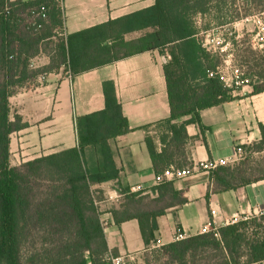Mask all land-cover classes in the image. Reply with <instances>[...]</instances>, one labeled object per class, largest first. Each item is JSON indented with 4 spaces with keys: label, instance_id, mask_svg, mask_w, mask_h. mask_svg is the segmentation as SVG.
<instances>
[{
    "label": "trees",
    "instance_id": "obj_1",
    "mask_svg": "<svg viewBox=\"0 0 264 264\" xmlns=\"http://www.w3.org/2000/svg\"><path fill=\"white\" fill-rule=\"evenodd\" d=\"M260 1L154 0L148 8L65 35L59 0H0V264L108 263L96 204L99 196L93 186L118 177L110 142L132 130L114 82L105 80L101 85L104 107L75 118L76 146L11 166L10 135L26 124L17 115L10 120L9 98L35 84L43 72L61 70L73 78L157 50L168 56L163 73L169 116L163 123L170 137L157 151L147 136L146 148L155 175L170 165L179 169L190 166L184 149L186 125H200V110L233 99L232 91L223 87L218 77L207 76V70L215 69L220 60L212 47L204 45L205 34L233 23L241 5L253 7ZM140 31V36L125 39L126 34ZM259 51L264 57V49ZM42 52L48 54V64L30 68V60ZM258 75L261 77V72ZM259 91H264V86L254 87V93ZM187 116L189 119L173 123ZM259 131V141L244 146L246 151L264 154V124L259 125ZM208 173L207 199L209 194L264 180V155L257 162L245 157ZM155 192L152 199L127 194L122 209L111 211L117 225L137 220L148 249L155 241L156 218L187 202L183 192L174 188V181H162ZM149 251L150 256L155 255L154 263L148 260ZM256 261H264V216L219 226L217 235L199 233L149 249L144 256L145 264Z\"/></svg>",
    "mask_w": 264,
    "mask_h": 264
},
{
    "label": "crops",
    "instance_id": "obj_2",
    "mask_svg": "<svg viewBox=\"0 0 264 264\" xmlns=\"http://www.w3.org/2000/svg\"><path fill=\"white\" fill-rule=\"evenodd\" d=\"M29 1V0H21ZM154 0H61L65 35L148 8ZM143 32L125 35L134 39ZM262 55L263 53L259 51ZM167 54L157 50L134 54L73 78L66 73L49 71L43 83L36 82L9 98L10 120L20 117L26 124L10 135L11 166L56 153L77 145L75 118L104 107L102 82H114L116 96L126 117L130 132L110 142L113 159L119 169L116 179L93 186L97 190V207L108 251L125 256L127 264H145L148 248L144 245L137 220L114 222L111 211L121 210L125 192L141 185L150 199L156 197L155 169L145 138L149 136L157 151L169 139L163 122L169 116V105L163 65ZM49 62L47 53L39 59ZM262 78V77H261ZM257 85L244 86L232 92L233 99L199 111L200 125L185 127V152L193 164L219 159L233 160L237 145L249 146L260 139L259 125L264 124V91L253 92ZM189 116L173 123H181ZM210 186L207 172H197L174 181L187 202L168 208L156 218L154 239L165 245L172 242L176 228L186 237L199 234L203 225L235 215L264 210V180L221 194H206ZM216 211L211 216L210 210ZM89 264V263H88Z\"/></svg>",
    "mask_w": 264,
    "mask_h": 264
},
{
    "label": "rangeland",
    "instance_id": "obj_3",
    "mask_svg": "<svg viewBox=\"0 0 264 264\" xmlns=\"http://www.w3.org/2000/svg\"><path fill=\"white\" fill-rule=\"evenodd\" d=\"M262 11H264V0L256 3L253 7L241 5L238 18L224 29L211 32L208 37L209 41H207L210 47L213 48L214 46L220 64L223 63V60H229L234 68L240 69L243 75L248 78L250 85L259 87L264 86V57L259 52V49H264V13H260ZM234 38L235 40L232 41ZM226 43L228 44L226 45ZM251 44L256 48H253ZM220 46H222V51L219 50ZM260 72L262 78L258 75ZM245 152V157H251L254 162L260 160V157L264 155L253 150H245ZM262 216L264 213L257 216L251 215L243 221H249L253 218L259 219ZM258 221L262 222V220ZM217 225L219 227L223 224ZM151 252L148 253V260L154 263L155 255L154 257L151 255V257Z\"/></svg>",
    "mask_w": 264,
    "mask_h": 264
},
{
    "label": "built area",
    "instance_id": "obj_4",
    "mask_svg": "<svg viewBox=\"0 0 264 264\" xmlns=\"http://www.w3.org/2000/svg\"><path fill=\"white\" fill-rule=\"evenodd\" d=\"M61 2V0H59ZM44 17V15H42ZM211 35L210 33L205 34V42L204 45H208L207 41H209L208 37ZM222 41L220 42V44ZM228 43H226L227 45ZM209 46V45H208ZM225 46V45H223ZM210 47V46H209ZM214 50V46L212 48ZM222 51V46H220V49ZM215 51V50H214ZM43 53V52H42ZM40 53L38 56L34 57L30 60L29 67L32 69L41 68L43 67L40 63ZM47 73L43 72L41 73L38 78V83H43L45 80ZM69 76V75H68ZM207 76L208 77H218V79L221 81L223 87L230 89L232 92L244 87L248 86L249 80L247 77L243 75V73L238 68H234L229 60H223V63L219 64L215 67L213 70H207ZM235 157L233 160L229 159H219L217 161H206V162H200L198 164H191L190 166H186L184 168H176L175 166H168L162 174L155 175V187L161 183L164 180L167 181H175L179 180L181 178H184L186 176L193 175L197 172H209V170L216 168L217 166H222L225 164H230L237 162L241 159H243L246 155L245 149L242 145H237L235 147ZM209 174V173H208ZM145 188L141 185L133 186L128 191L125 192V195L127 194H135V193H144ZM97 204V202H96ZM216 211L214 209L210 210L211 216H214ZM264 213V210L261 208H256L254 211L250 214H241V215H235L230 218L224 219L222 221L223 225H231L235 224L238 221H243L249 218L248 216L251 215H262ZM218 225L214 222L207 223L202 226L200 233H207V232H214L217 235V227ZM187 238L185 234L181 231V229L176 228L174 235L172 237V242L180 241ZM164 244L161 242L160 239H156L150 246L149 249H156ZM106 261L110 264H127L125 256H114L110 252L107 253L105 257ZM248 264H264V261H256Z\"/></svg>",
    "mask_w": 264,
    "mask_h": 264
},
{
    "label": "water",
    "instance_id": "obj_5",
    "mask_svg": "<svg viewBox=\"0 0 264 264\" xmlns=\"http://www.w3.org/2000/svg\"><path fill=\"white\" fill-rule=\"evenodd\" d=\"M107 264H110V263H107Z\"/></svg>",
    "mask_w": 264,
    "mask_h": 264
}]
</instances>
